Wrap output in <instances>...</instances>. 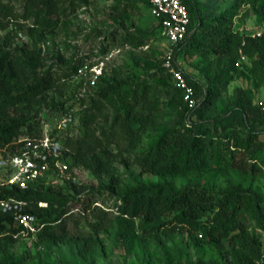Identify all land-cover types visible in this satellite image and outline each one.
I'll return each instance as SVG.
<instances>
[{
    "label": "trees",
    "instance_id": "obj_1",
    "mask_svg": "<svg viewBox=\"0 0 264 264\" xmlns=\"http://www.w3.org/2000/svg\"><path fill=\"white\" fill-rule=\"evenodd\" d=\"M198 1L181 0L190 16L189 33L174 47L175 58L197 57L203 64L204 82L184 73L196 97L202 96L188 109L162 67L163 54L145 52L149 61L140 73L116 67L107 75L104 70L93 87L74 78L80 60L58 56L49 63L44 58L45 37L66 26L90 0H0L2 155L17 154L22 140L39 136L43 121L76 105V122L57 137L64 161L97 181L2 190L0 198L25 201L23 212L42 228L23 232L12 214L0 211V264H101L116 252L133 255L136 264H264L262 241L240 219L242 212L249 213L264 232V191L252 187L264 171V101L255 102L254 93L264 86V0H232L213 17L202 14ZM145 5L156 29L125 30L120 46L137 50L155 35L163 38L148 0ZM134 8L128 0H115L111 10L125 22ZM248 12L258 37L233 29V19L240 15L245 22ZM23 38L24 44H17ZM244 76L253 80L252 87H234L225 106L205 119L204 107L220 89ZM70 85L73 92L65 95L61 87ZM83 87L88 94H76ZM169 109L176 112L173 123L166 121ZM211 177L222 178L224 186L218 188ZM95 195L113 198V205L105 208ZM74 211L91 231L82 232L75 220L74 229L68 228ZM183 234L185 240H179ZM22 235L31 240L34 254L13 250L14 238Z\"/></svg>",
    "mask_w": 264,
    "mask_h": 264
},
{
    "label": "rangeland",
    "instance_id": "obj_2",
    "mask_svg": "<svg viewBox=\"0 0 264 264\" xmlns=\"http://www.w3.org/2000/svg\"><path fill=\"white\" fill-rule=\"evenodd\" d=\"M134 8L133 14L128 21L123 22L116 14L111 10V7L115 5V0H90V5L80 7L76 12L68 18L67 25H60L55 32L47 35L45 42L41 45L44 58L51 63L57 61L58 56H62L64 59L84 60L90 59L94 61H103L105 63V69L107 75L111 74V70L118 67L132 69V71L141 72V67L148 63V58L145 56V52L154 51L160 55L164 53L168 46L165 39L154 36L146 46L141 49H132L128 46H120V35L128 29H142L148 33L153 32L156 29V21L149 16L147 7L145 5L146 0H128ZM199 5L202 7V14L204 16L213 17L221 13L224 9L232 4V0H199ZM18 5L16 4V7ZM30 23V22H28ZM27 24L22 25L21 32L25 35ZM239 28L256 29L254 17L248 12L247 20L242 22L240 15L233 19V29ZM113 33H116V41L112 44L110 37ZM3 33H0V36ZM25 39H20L17 44L23 45ZM178 67L190 77H193L201 82L205 81L204 72H202L203 64L199 62L197 57H184L179 55L175 58ZM246 60L244 59L243 62ZM152 79H149L151 81ZM253 80L248 76L241 78H235L227 86L220 89L219 93L213 97L212 103L204 107V118L209 119L214 117L231 98L232 89L234 87L251 88ZM65 95H70L73 92V86L61 87ZM84 96L88 94L87 88L83 87L80 90H76V94ZM255 93V102L258 104L264 101V86H261ZM162 100L161 96L159 98ZM202 96H197V105L200 104ZM170 116L166 118V121L173 123L177 120L176 112L174 110H168ZM153 134V133H152ZM264 140V134L260 137ZM264 155V154H263ZM119 170L122 172V167L117 164ZM76 170V184L96 185L97 181L90 175V173L82 168H75ZM137 171V170H135ZM144 179L153 182L157 181V178L151 175H144ZM209 181L214 182L218 188L223 187L225 182L221 178H208ZM175 184H178V180H173ZM183 181V180H181ZM252 187L259 192L264 191V171L257 176L252 182ZM93 200L104 201V207H111L113 205V198L105 195L99 197L93 196ZM73 220L69 221L68 228L74 229L75 222L78 224L82 232L91 231V227L87 224L86 220L79 215L76 211L72 216ZM170 219V217H167ZM240 219L245 224L249 233L258 235L264 245V232L257 229L251 220L249 213L242 212ZM93 222V220H91ZM99 235L107 239V232L100 231ZM179 240H185V234L177 236ZM13 250L17 253L25 250H30L34 254V246L29 238L25 235L16 236L13 242ZM227 247L226 244L222 245ZM191 259L194 258L195 252L189 251ZM101 264H136V259L131 254H123V252H116L109 258L101 260Z\"/></svg>",
    "mask_w": 264,
    "mask_h": 264
},
{
    "label": "built area",
    "instance_id": "obj_3",
    "mask_svg": "<svg viewBox=\"0 0 264 264\" xmlns=\"http://www.w3.org/2000/svg\"><path fill=\"white\" fill-rule=\"evenodd\" d=\"M148 2L150 14L159 21L160 35L168 44L162 56V67L169 73L173 85L182 92L184 104L188 109H193L197 106V97L184 72L178 67L174 53L175 45L183 41L189 33L188 10L181 0ZM245 31L251 37L260 36L258 28H247ZM104 70L103 61L84 59L77 65L74 78L82 80L87 87H93ZM78 110L74 105L55 114L51 121H43L39 136L22 140L17 154L3 156L0 149V194L2 190L12 187L25 190L37 184L52 187L76 184V170L64 161V148L57 135L76 122ZM26 204L25 201L11 197L0 198V211L12 214L15 221L23 227V232L35 233L42 225H39L33 215L23 212ZM38 205L46 206L45 203Z\"/></svg>",
    "mask_w": 264,
    "mask_h": 264
}]
</instances>
